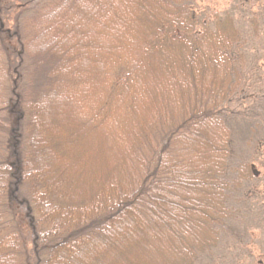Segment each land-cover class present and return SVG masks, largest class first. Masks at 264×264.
Instances as JSON below:
<instances>
[{
  "label": "trees",
  "instance_id": "1",
  "mask_svg": "<svg viewBox=\"0 0 264 264\" xmlns=\"http://www.w3.org/2000/svg\"><path fill=\"white\" fill-rule=\"evenodd\" d=\"M3 2L0 134L8 131L11 141L7 149L0 148V264H194L218 244L219 226L228 218L226 190L254 177L251 165L243 163L231 185L224 179L231 131L221 108L240 85L243 60L232 16L200 18L193 8L195 0H21L16 7L23 8L22 16L26 7L34 14L12 30L5 23L13 5ZM83 6L100 15L104 29L116 19L118 26L113 25L111 33L117 30L116 39L123 32L131 36V53L105 51L108 59L117 60L110 71L108 110L113 114L115 108H125L118 118L127 126L137 103L155 106L145 128L131 137V181L112 196L109 191L98 207L92 204L94 197L91 203L74 202L65 194L64 203L59 201L54 196L59 193L40 176L39 166L43 158L50 160L48 170L54 166L59 172L55 178L61 180L63 164L68 171L84 161L79 148L71 152L74 160H67L71 153L58 140L50 156L39 145L38 132L39 104L53 93L67 66H78L71 62L70 50L54 39L60 35L64 44L76 39L80 20L72 22L70 16ZM51 27H56V35L49 33ZM5 34L16 40L15 50L6 45ZM46 34L52 37L44 43ZM11 50L12 62L7 56ZM23 56L33 66L27 73L33 86L20 97L24 92L18 93V84L26 77ZM24 112L29 132L22 148L19 122ZM9 116L15 117V126ZM40 203L55 215L70 208L86 214L63 224L45 215ZM21 213L27 235L16 219Z\"/></svg>",
  "mask_w": 264,
  "mask_h": 264
},
{
  "label": "rangeland",
  "instance_id": "2",
  "mask_svg": "<svg viewBox=\"0 0 264 264\" xmlns=\"http://www.w3.org/2000/svg\"><path fill=\"white\" fill-rule=\"evenodd\" d=\"M20 3L21 0H4V5L15 6L9 9L6 28H20L23 19L33 17L34 11H26L28 7L24 8L26 13L22 16L23 8L16 7ZM193 8L198 17L204 19H211L213 15H231L240 32L239 51L243 56V60L239 61L242 63L240 85L221 108V115L231 131L230 156L224 179L231 185L236 179V169L243 163H249L254 172L253 179L242 185L229 186L226 190L228 218L219 226L218 244L200 254L194 264H264V0H195ZM77 11L70 16L72 22L80 20L76 39L71 38L72 41L64 44L59 35L53 43L62 44L64 49L70 50L71 62H76L78 66L73 64V69L67 66L62 78L53 87V93L47 101L39 104L38 132H42L39 145L45 147L50 156L58 140L68 155L73 148H79V159L84 161L80 166L76 165L72 169L68 167V171L63 164L60 167L61 180H56L59 172L54 170V166L48 170L51 161L43 158L39 165L40 176L47 184H52L59 193L54 196L62 203L65 194L68 199L73 196L74 202L84 200L91 203L94 197L92 204L98 207L106 201L109 191L111 196L116 194L130 180L127 176L134 172L131 137L135 136L138 129L145 128L155 113V106L154 102L153 107L148 101L141 105L137 103L139 108H135L133 125L130 119L126 120V126L123 118H118L123 112L125 114V108L121 113L115 108L113 114L116 118L113 119L114 115L108 110L107 102L110 95V71L112 63L117 60L108 59L105 51L108 48L117 49L116 55L119 56L124 50L131 53L133 50H129L131 44L128 41L131 36L123 32L124 36L116 39L119 35L117 30L111 33L113 25L118 26L117 20H109L104 29L105 22H101L100 15L92 12L91 7H79ZM49 33L56 35V27ZM48 35H45L49 38L43 39L44 43L51 39L52 36ZM103 35H107V38H103ZM4 40L8 41L6 45L16 49L15 39H9L5 34ZM13 54L11 50L7 55L10 62L14 59ZM23 59H26V77L18 84V93L24 92L20 97H24L33 86V78L28 76L33 66L29 58L23 56ZM13 79L15 81L14 76ZM77 83H80L79 86ZM26 114L24 112L19 122L22 148L25 147L29 132ZM9 118L15 126V117ZM10 141L8 131L0 134V148L7 149ZM74 157L71 153L66 159L74 160ZM23 197L28 198L25 194ZM90 206L88 213L93 211ZM40 207L45 215L49 214L53 216L52 220H59L63 224L75 223L86 214L83 210L70 208L72 210L67 209L61 215H55L43 203H40ZM16 219L22 233L27 235L23 214L16 216Z\"/></svg>",
  "mask_w": 264,
  "mask_h": 264
}]
</instances>
